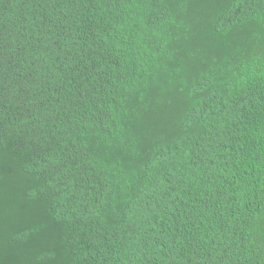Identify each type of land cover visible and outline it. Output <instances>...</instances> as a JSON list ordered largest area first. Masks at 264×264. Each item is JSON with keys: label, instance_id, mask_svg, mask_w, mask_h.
Instances as JSON below:
<instances>
[{"label": "trees", "instance_id": "16d2710c", "mask_svg": "<svg viewBox=\"0 0 264 264\" xmlns=\"http://www.w3.org/2000/svg\"><path fill=\"white\" fill-rule=\"evenodd\" d=\"M0 264H264V0H0Z\"/></svg>", "mask_w": 264, "mask_h": 264}]
</instances>
